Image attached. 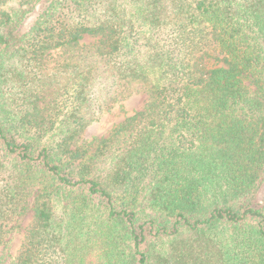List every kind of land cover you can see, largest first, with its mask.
I'll use <instances>...</instances> for the list:
<instances>
[{
  "label": "trees",
  "instance_id": "trees-1",
  "mask_svg": "<svg viewBox=\"0 0 264 264\" xmlns=\"http://www.w3.org/2000/svg\"><path fill=\"white\" fill-rule=\"evenodd\" d=\"M30 213L9 264H264V0H0V250Z\"/></svg>",
  "mask_w": 264,
  "mask_h": 264
},
{
  "label": "rangeland",
  "instance_id": "rangeland-1",
  "mask_svg": "<svg viewBox=\"0 0 264 264\" xmlns=\"http://www.w3.org/2000/svg\"><path fill=\"white\" fill-rule=\"evenodd\" d=\"M95 40L86 37L84 40L85 44H91ZM148 96L145 93H136L130 96L123 104L116 106L115 115L113 117L103 116L99 121L93 123L85 132L84 141H93L95 139H101L108 137L114 124L122 122L124 119L133 116L135 113L141 111L145 104L147 103ZM113 120H110V119ZM33 202V200H31ZM33 214L30 213L28 216L21 218L17 223L14 224L8 240V249L5 250L4 247L0 250V261L4 256L5 252H8L10 258L6 260L5 264H9L12 258H14L22 244L25 229L32 222Z\"/></svg>",
  "mask_w": 264,
  "mask_h": 264
}]
</instances>
